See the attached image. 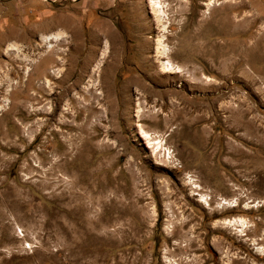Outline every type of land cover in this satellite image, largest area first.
<instances>
[{"label":"rangeland","instance_id":"374dc122","mask_svg":"<svg viewBox=\"0 0 264 264\" xmlns=\"http://www.w3.org/2000/svg\"><path fill=\"white\" fill-rule=\"evenodd\" d=\"M163 2L0 0V264H264V0Z\"/></svg>","mask_w":264,"mask_h":264},{"label":"bare ground","instance_id":"6f19581e","mask_svg":"<svg viewBox=\"0 0 264 264\" xmlns=\"http://www.w3.org/2000/svg\"><path fill=\"white\" fill-rule=\"evenodd\" d=\"M216 1H218V0H207L205 6L207 7V9H209L211 6H213V5L216 4ZM148 2H149V7H150V10H151L152 14L155 16L156 21L158 22V24L161 25L162 30L164 31V29H165L166 26H164L162 23H164L165 18H166L165 17L166 16L165 15V8H166L165 3L163 2V0H148ZM244 20L251 21V18H248V19L245 18ZM263 35H264V32H263ZM64 38H66V35H65L64 32H61V33H57L56 32V33H51V34H48V35H42L40 37V41L42 43H44V44H48L47 46L51 47V43L52 42H56V41L62 40ZM161 42H162V40H158V47L156 48V53H157V55H158L159 58H161V59H167L168 58V53L165 50L162 49ZM102 43H103L102 44V50L100 51L99 60H98L99 62L95 65L93 72H96L99 69V67L101 65V60L104 59L106 57V55H108V53H109V45H108V42L106 40H103ZM7 50L19 51V48L16 45L11 44V45L8 46ZM236 52H238V51H236ZM230 69H231V66H230ZM161 72L163 74H165V75H168V74H178L179 73L178 70H177V68H175L170 62H166V63L163 62L161 64ZM97 102H99V99H98ZM86 109H87V111H90L89 108H86ZM248 112H249V110H248ZM139 113H140V110L137 111L136 117H139L140 118L141 115H139ZM242 117H246V114H243ZM139 131H140L141 137H144L148 141L149 140H152L151 136L148 135V134H146L143 131V129H142L141 126H139Z\"/></svg>","mask_w":264,"mask_h":264}]
</instances>
